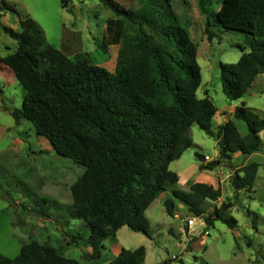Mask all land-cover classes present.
<instances>
[{
    "label": "trees",
    "instance_id": "16d2710c",
    "mask_svg": "<svg viewBox=\"0 0 264 264\" xmlns=\"http://www.w3.org/2000/svg\"><path fill=\"white\" fill-rule=\"evenodd\" d=\"M98 1L117 17L107 18L104 40L97 43L103 51L117 45L112 70L94 63L87 52L71 57L47 40L35 19L0 1V28L16 41L15 50L0 56V63L25 90L21 106L10 114L15 123L29 121L56 154L83 167L70 184L69 216L83 219L87 232H77L68 243L81 241L89 248L84 259L98 260L103 241L123 225L151 237L145 211L170 187L173 197L206 226L218 219L234 227L236 219L226 215L231 201L214 204L208 213L202 207L204 200H218L219 186L195 181L187 190L176 189L178 173L169 164L193 145V123L216 140L218 156L202 164L203 169L211 170L236 152H264V113L242 101L213 128L217 106L208 95H197L202 76L191 21L181 20L172 0H138L137 7ZM196 1L206 31L215 26L241 35L239 58L218 63L222 93L237 100L264 73V0H221L217 9L208 7L210 0ZM60 2L69 9L70 0ZM3 10L15 13L17 29L2 20ZM234 119L243 122V133ZM258 167L250 162L233 169L234 195L253 187ZM164 206L173 215V199H165ZM145 255L143 245L122 246L106 264H144ZM0 264L83 263L61 247L31 240L12 257L0 252Z\"/></svg>",
    "mask_w": 264,
    "mask_h": 264
},
{
    "label": "rangeland",
    "instance_id": "374dc122",
    "mask_svg": "<svg viewBox=\"0 0 264 264\" xmlns=\"http://www.w3.org/2000/svg\"><path fill=\"white\" fill-rule=\"evenodd\" d=\"M5 1L19 13L29 15L40 23L50 42H59L61 29L66 23L75 34L81 35L79 48L70 54L71 57L75 54L82 56L83 52H87L86 57L94 63L113 69L117 47L108 45L107 50L103 51L102 47H97V43L100 44L105 37L102 33L103 22L106 23L107 18L117 17L102 2L70 0L67 10L61 7L60 0ZM117 1L124 6L139 5L138 0ZM220 1L210 0L208 7L216 9ZM172 5L182 21L188 18L192 23L189 31L197 42V60L202 76L197 95H208L220 114H226L228 103L239 104L242 101L264 113L263 75L255 79L254 85L237 100L227 99L221 91L218 63L235 62L239 58L240 50L236 44L242 42L240 33L222 31L215 26L206 31L205 19L196 0H186L185 4L181 0H172ZM3 11L2 20L17 29L15 13ZM15 47L16 41L0 28V56L14 51ZM1 65V253L12 257L23 243L35 240L61 247L66 256L77 258L83 264H105V260L116 253L120 243L126 248L143 245L146 249L145 264L164 260H168V264H264V162L260 159L253 187L250 190L241 189L234 195L230 179L233 169L242 165L244 157L233 154L231 159L223 160L211 170L201 168L202 164L215 158L217 148L215 138L207 135L197 123H193L189 130L193 145L169 164L179 177L173 187L187 190L185 188L196 176L214 183V187L219 186L222 201L232 203L226 215L233 216L236 225L229 227L216 219L212 225L206 226L202 217L189 213L186 205L176 199L173 215H169L163 198L170 192V187L145 211L151 237L123 225L115 237L110 236L103 241L107 249L99 257L100 262L84 259L83 254L88 253V246L81 241L68 243L77 232H87L83 219L69 216L72 201L70 184L82 173L83 167L53 150H46L44 141L50 145L49 142L34 132L29 121L15 123L10 111L21 106L25 90L12 71L7 66L6 70L2 69ZM218 118L216 116L212 120L214 129ZM261 136L264 139V130ZM196 153L203 158L197 157ZM220 202L204 200L202 207L208 213L214 204ZM42 211L48 215L42 214ZM188 219L192 222H188Z\"/></svg>",
    "mask_w": 264,
    "mask_h": 264
},
{
    "label": "crops",
    "instance_id": "0c3cea01",
    "mask_svg": "<svg viewBox=\"0 0 264 264\" xmlns=\"http://www.w3.org/2000/svg\"><path fill=\"white\" fill-rule=\"evenodd\" d=\"M61 7H62V5H61ZM62 8H64V7H62ZM218 7H216V9H217ZM66 9V8H65ZM67 10H69V9H67ZM70 10H73V8H70ZM40 24V23H39ZM192 24V23H191ZM41 25V24H40ZM67 24L66 23H64V26H63V30L61 29V37H60V39H59V42L58 43H54V42H50L49 40V42L51 43V44H53L55 47L56 46H58V45H56V44H59V48L60 49H62L63 51H65L66 53H68V54H72V52H74L77 48H79V44H80V41H81V39H80V37H81V35L79 34V33H74V31L73 30H71V29H69L67 26H66ZM105 25H106V23L105 22H103V24H102V33L104 34L105 33ZM191 26V25H190ZM204 28V27H203ZM43 29H44V27H43ZM212 32H213V30H211ZM44 32H45V35H46V37H47V34H46V31L44 30ZM48 39V38H47ZM94 40V39H93ZM109 45H113V46H116L117 47V45L116 44H109ZM116 51H117V49H116ZM116 54V53H115ZM240 56V55H239ZM115 59V58H114ZM1 68L2 69H4V70H6V66L5 65H1ZM10 69V68H9ZM11 70V69H10ZM110 70H112V69H110ZM12 71V70H11ZM13 73V72H12ZM260 75H263V77H264V73L263 74H259L257 77H256V79L260 76ZM253 85H254V83H253ZM252 85V86H253ZM244 102V101H243ZM237 105V103L236 102H234V104L233 103H228V106H227V109H226V114H220V110L218 109L217 110V116L219 117L218 118V122H217V124L219 123V122H221V121H224V120H226L228 117H231V112H232V110H233V108L235 107ZM22 121H24V120H22ZM21 122V121H20ZM20 122L19 123H17V124H20ZM234 122H235V124L237 125V127H238V129H239V131L240 132H242L243 133V124H242V122L240 121V120H238V119H234ZM241 122V123H240ZM260 135H262V132L260 133ZM40 137H42V136H40ZM261 138H262V136H261ZM44 139V138H43ZM262 140H263V142H264V139L262 138ZM44 145H45V149L46 150H48V151H52L53 149L51 148V146L50 145H48L47 144V142L46 141H44ZM215 158L218 156V151H217V149H216V151H215ZM234 155H238V156H241V157H244L243 158V163H242V165L243 164H247V163H250V162H257L258 164H260L259 163V161H260V159L261 160H263V162H264V153H261V152H255V153H251V154H248V155H246V156H242L241 154H239V153H234ZM195 181H200V182H206V183H209V184H212V185H214V183H211V182H209V181H206V179H200V178H198V176H196V178L192 181V182H195ZM185 189H188V187H186ZM165 192H167V191H164V192H162L160 195H159V197H161V195H163V193H165ZM158 197V198H159ZM167 198H171V199H173V202H174V199H176V198H174L173 197V195L171 194V192H167V194H166V197L165 198H163L164 200L165 199H167ZM177 200V199H176ZM218 201H222V198H221V196L218 198ZM210 202V201H209ZM174 204H175V202H174ZM174 215H177L176 213H174ZM191 222H192V220H191ZM117 232V231H116ZM115 237V236H114ZM104 245H105V249H104V251L107 249V244L106 243H104ZM120 247H122V245L119 243V247H118V249H117V251H116V253L115 254H117L118 253V251H119V249H120ZM114 254V255H115ZM69 257V256H68ZM77 259V258H76ZM79 260V259H78ZM109 260V258L108 259H106L105 260V264L107 263V261ZM98 262H100L99 260H98ZM144 264H145V262H144Z\"/></svg>",
    "mask_w": 264,
    "mask_h": 264
},
{
    "label": "built area",
    "instance_id": "2783aa9c",
    "mask_svg": "<svg viewBox=\"0 0 264 264\" xmlns=\"http://www.w3.org/2000/svg\"><path fill=\"white\" fill-rule=\"evenodd\" d=\"M205 158H208V156H205ZM188 222H191V219H188Z\"/></svg>",
    "mask_w": 264,
    "mask_h": 264
}]
</instances>
